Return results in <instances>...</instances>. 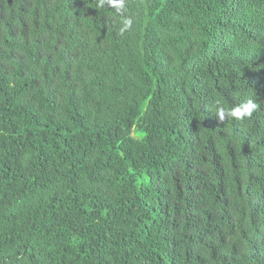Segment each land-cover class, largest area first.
Instances as JSON below:
<instances>
[{
  "label": "trees",
  "instance_id": "16d2710c",
  "mask_svg": "<svg viewBox=\"0 0 264 264\" xmlns=\"http://www.w3.org/2000/svg\"><path fill=\"white\" fill-rule=\"evenodd\" d=\"M0 264H264V0H0Z\"/></svg>",
  "mask_w": 264,
  "mask_h": 264
},
{
  "label": "clouds",
  "instance_id": "9594fccd",
  "mask_svg": "<svg viewBox=\"0 0 264 264\" xmlns=\"http://www.w3.org/2000/svg\"><path fill=\"white\" fill-rule=\"evenodd\" d=\"M101 5H103L104 0H100ZM113 4H120L122 6V0H112ZM131 25V21H126L124 28H128ZM124 29H121V33H123ZM256 108V104L252 100H247L241 103L238 106L233 107L230 110H226L225 108L218 107L216 111V117L219 122H223L226 116H231L235 119H244L246 117H250L253 111Z\"/></svg>",
  "mask_w": 264,
  "mask_h": 264
}]
</instances>
